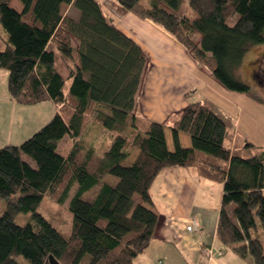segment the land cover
Masks as SVG:
<instances>
[{"label": "trees", "instance_id": "obj_1", "mask_svg": "<svg viewBox=\"0 0 264 264\" xmlns=\"http://www.w3.org/2000/svg\"><path fill=\"white\" fill-rule=\"evenodd\" d=\"M10 1L0 0V68L8 71V92L18 104L52 101L57 111L19 145L0 147V264H21L18 255L26 264H49V256L60 264H134L159 217L149 187L169 166H193L222 184L218 240L264 264V143L231 144L232 120L196 100L172 120L169 150L164 124L143 120V126L133 112L148 56L98 0H19L21 11ZM113 1L118 13L149 19L182 43L226 89L264 103L238 73L245 53L264 45V0ZM62 4H71L77 17L64 15ZM57 58L68 81L56 70ZM84 115L108 132L100 143L82 131ZM179 132L190 146L180 145ZM64 137L70 145L58 151ZM133 148V162L123 164ZM107 174L117 178L114 185L102 181ZM75 183L64 234L36 208L44 196L63 203ZM24 213L30 218L17 223Z\"/></svg>", "mask_w": 264, "mask_h": 264}, {"label": "crops", "instance_id": "obj_2", "mask_svg": "<svg viewBox=\"0 0 264 264\" xmlns=\"http://www.w3.org/2000/svg\"><path fill=\"white\" fill-rule=\"evenodd\" d=\"M10 5L18 11L22 9L19 0H11ZM65 6L72 7L71 4H62L61 9ZM101 7L105 14L113 18L117 28L133 39L148 56L149 66L140 90L135 95L133 112L143 126V120L164 124L165 142L169 150L173 149L172 120L178 117L189 102L196 100H205L232 120L234 135L231 144H238L242 139H247L254 145L264 143V119L261 118L264 115V103L244 93L226 89L204 64L191 56L182 43L151 20L132 12L118 13L114 1L112 6ZM57 59L56 70L68 81L66 65L61 58ZM263 62L264 45L252 46L243 57L238 70L239 76L244 75L243 70L247 64H252L250 73L245 77L259 88L261 84L258 74ZM9 96L7 83L1 78L0 100L8 102ZM9 102L12 105L18 104L13 99ZM49 102L54 106L55 114L57 106L52 101ZM0 120V140L8 145L9 132L3 127V118ZM9 124L8 122L6 125ZM36 129L35 127L33 132ZM81 129L93 137L96 133L97 136H106L108 133L102 128L96 130L92 117L87 115L82 118ZM126 129H129L128 125ZM238 133L241 134L240 139ZM178 139L180 145L190 146V138L185 132H179ZM65 140L66 148L70 145V140L64 137L61 143ZM137 153L138 149L133 148L128 155L132 156L131 162L127 164L124 160L123 164H131ZM102 181L114 185L117 178L107 174ZM222 189L220 182L200 176L193 166H169L162 169L149 187L151 207L159 215L158 222L149 245L133 257V263L157 264L161 260L163 264H252L250 257H240L217 238ZM192 220L197 228L187 231L186 226Z\"/></svg>", "mask_w": 264, "mask_h": 264}, {"label": "rangeland", "instance_id": "obj_3", "mask_svg": "<svg viewBox=\"0 0 264 264\" xmlns=\"http://www.w3.org/2000/svg\"><path fill=\"white\" fill-rule=\"evenodd\" d=\"M99 1L101 5L103 6L104 5L112 6V2H113V0H99ZM62 13L72 18L77 17V11L73 7H66V6L63 7ZM1 46H3L2 42H0V47ZM251 67H252V64H247L243 70L244 75L240 78H242L244 82L250 85L251 90L256 96H259L264 100V62L261 64L260 72L258 74L259 75L258 79L261 84L259 85V88L255 87V85L251 81L248 82V80L250 79H247L245 77V75H248L250 73ZM1 78L3 79L4 83L5 82L7 83L6 80H8L7 79L8 71L6 69H2V68L0 69V79ZM9 99H10L9 101H12L10 96H9ZM9 101L7 102L5 100L4 101L0 100V119L3 118L4 120L3 127L5 130H8L9 136H10L9 142L12 145H19L26 138H28L30 134L33 133L35 127L37 128L36 130H38L54 114V106L49 101L48 102L42 101L36 104H29V105H24V104L12 105ZM250 110L259 114V112L256 110H252V109ZM9 114L10 116L8 117ZM261 118L264 119L263 114ZM3 120H2V123H3ZM8 122L10 124L7 126L6 124ZM229 122H231L230 119H229ZM232 134L234 135L233 126H232ZM240 135L241 134L238 133V139H240L239 138ZM96 136H97V133H96ZM103 137H104V134H101V135L98 134V136L96 137L98 141H96V143H100ZM65 143H66V140L61 143L59 151H65ZM3 145H5L4 141L0 140V146H3ZM131 158L132 156H129L128 158H126L125 163L127 164L130 163ZM76 187L77 185L75 183L69 190L68 196L63 203H57L51 200L49 197L44 196L36 208V212L41 214L44 218H46L51 224H53L56 228H58L64 234H69L70 232L72 213L68 209V202H69V199L74 194ZM87 196L88 195L85 196L84 194V198H86ZM133 198L135 201L141 202L139 194L134 193ZM29 218H30V213H24V214L18 215L15 220L17 223L22 224V223H25L26 220H28ZM16 260H18L21 264H26L25 260L20 255L16 256ZM242 264H247V262H243Z\"/></svg>", "mask_w": 264, "mask_h": 264}, {"label": "built area", "instance_id": "obj_4", "mask_svg": "<svg viewBox=\"0 0 264 264\" xmlns=\"http://www.w3.org/2000/svg\"><path fill=\"white\" fill-rule=\"evenodd\" d=\"M196 228H197V227H196V224H195V222H194L193 220L191 221V223H190L189 225L186 226V230H187V231H194ZM209 251H210V250H209ZM157 264H163V262H162L161 260H159V261L157 262Z\"/></svg>", "mask_w": 264, "mask_h": 264}, {"label": "water", "instance_id": "obj_5", "mask_svg": "<svg viewBox=\"0 0 264 264\" xmlns=\"http://www.w3.org/2000/svg\"><path fill=\"white\" fill-rule=\"evenodd\" d=\"M49 264H60L58 261H56L52 256H49L48 260Z\"/></svg>", "mask_w": 264, "mask_h": 264}]
</instances>
